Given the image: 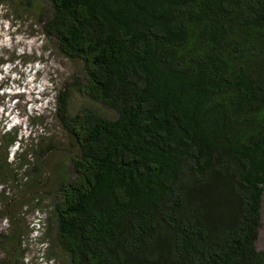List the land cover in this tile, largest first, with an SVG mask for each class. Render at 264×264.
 Wrapping results in <instances>:
<instances>
[{"label": "trees", "instance_id": "1", "mask_svg": "<svg viewBox=\"0 0 264 264\" xmlns=\"http://www.w3.org/2000/svg\"><path fill=\"white\" fill-rule=\"evenodd\" d=\"M0 5L72 68L56 131L0 123V264H23L50 180L52 264H264V0Z\"/></svg>", "mask_w": 264, "mask_h": 264}, {"label": "rangeland", "instance_id": "2", "mask_svg": "<svg viewBox=\"0 0 264 264\" xmlns=\"http://www.w3.org/2000/svg\"><path fill=\"white\" fill-rule=\"evenodd\" d=\"M13 12L10 6L0 5V55L4 58H12L15 54L21 58L13 65L2 67L0 123L2 126L16 125L28 133L34 129L28 118L33 115H42L46 118V126L38 127L39 133L45 134L50 128L56 131L52 114L46 111L54 103L56 85L52 80L57 83L65 80L72 72L71 65L51 48L38 25L35 24L32 15H24L22 19H19ZM30 58H36L39 61L30 65L25 64V60ZM52 167L55 169L54 164ZM48 184L46 190L49 195L45 196L40 203H31L33 207L25 212L23 225L24 230L25 227L28 228L29 237L26 240L27 250L23 264H52L50 260L44 258L47 252L54 251L50 248L51 241L47 234L45 236L44 229L48 223L50 193L54 190V180H50ZM31 189L32 191L27 192L37 197L35 192L38 189L35 187ZM256 248L264 249V193Z\"/></svg>", "mask_w": 264, "mask_h": 264}]
</instances>
